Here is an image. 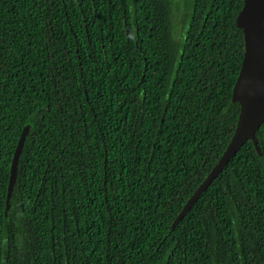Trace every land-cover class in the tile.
<instances>
[{
	"label": "trees",
	"instance_id": "obj_1",
	"mask_svg": "<svg viewBox=\"0 0 264 264\" xmlns=\"http://www.w3.org/2000/svg\"><path fill=\"white\" fill-rule=\"evenodd\" d=\"M243 4L176 41L171 0H0V264H264V123L174 225L237 127Z\"/></svg>",
	"mask_w": 264,
	"mask_h": 264
},
{
	"label": "water",
	"instance_id": "obj_2",
	"mask_svg": "<svg viewBox=\"0 0 264 264\" xmlns=\"http://www.w3.org/2000/svg\"><path fill=\"white\" fill-rule=\"evenodd\" d=\"M251 20L248 30L245 21ZM237 26L242 29L245 52L241 69L233 88V101L239 103L240 114L236 130L219 161L188 199L174 225H176L204 194L214 179L222 172L230 159L248 141L252 140L260 154L257 132L264 123V0H244L237 16ZM30 126L27 125L16 147L10 174L8 206L18 175L19 159L22 154Z\"/></svg>",
	"mask_w": 264,
	"mask_h": 264
},
{
	"label": "rangeland",
	"instance_id": "obj_3",
	"mask_svg": "<svg viewBox=\"0 0 264 264\" xmlns=\"http://www.w3.org/2000/svg\"><path fill=\"white\" fill-rule=\"evenodd\" d=\"M194 0H171L172 35L176 41H182L188 26L189 12Z\"/></svg>",
	"mask_w": 264,
	"mask_h": 264
},
{
	"label": "snow or ice",
	"instance_id": "obj_4",
	"mask_svg": "<svg viewBox=\"0 0 264 264\" xmlns=\"http://www.w3.org/2000/svg\"><path fill=\"white\" fill-rule=\"evenodd\" d=\"M245 27H246L248 30L251 29V27H252V22H251L250 19L245 21Z\"/></svg>",
	"mask_w": 264,
	"mask_h": 264
}]
</instances>
